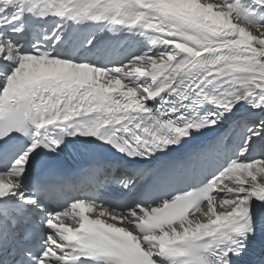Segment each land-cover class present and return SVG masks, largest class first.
Segmentation results:
<instances>
[{
  "label": "snow or ice",
  "instance_id": "6c2138e0",
  "mask_svg": "<svg viewBox=\"0 0 264 264\" xmlns=\"http://www.w3.org/2000/svg\"><path fill=\"white\" fill-rule=\"evenodd\" d=\"M0 264H264V0H0Z\"/></svg>",
  "mask_w": 264,
  "mask_h": 264
},
{
  "label": "bare ground",
  "instance_id": "6f19581e",
  "mask_svg": "<svg viewBox=\"0 0 264 264\" xmlns=\"http://www.w3.org/2000/svg\"><path fill=\"white\" fill-rule=\"evenodd\" d=\"M210 2H218V0H210ZM259 151H260V149H259V147H257L256 151L253 154L255 155ZM105 218H107V217H105ZM190 218H192V219H197V218L203 219V217L200 215V213H197V214H195L194 216H192ZM108 222H112V221L108 220ZM118 226H125L126 227L127 225L126 224H122V225H118Z\"/></svg>",
  "mask_w": 264,
  "mask_h": 264
}]
</instances>
